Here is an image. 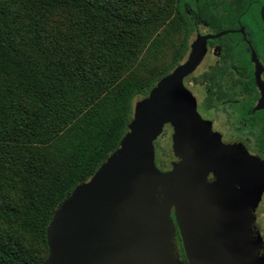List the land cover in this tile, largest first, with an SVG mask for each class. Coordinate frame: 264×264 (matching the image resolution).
I'll use <instances>...</instances> for the list:
<instances>
[{"label": "trees", "instance_id": "trees-1", "mask_svg": "<svg viewBox=\"0 0 264 264\" xmlns=\"http://www.w3.org/2000/svg\"><path fill=\"white\" fill-rule=\"evenodd\" d=\"M186 3L0 0V264L47 260L57 207L118 148L133 101L184 60ZM167 27L181 42L146 78Z\"/></svg>", "mask_w": 264, "mask_h": 264}, {"label": "water", "instance_id": "water-1", "mask_svg": "<svg viewBox=\"0 0 264 264\" xmlns=\"http://www.w3.org/2000/svg\"><path fill=\"white\" fill-rule=\"evenodd\" d=\"M203 55V43L191 42L187 58L133 101L118 148L55 210L43 264H264L254 256L250 210L264 191V168L242 152H206L219 139L184 84ZM165 125L172 162L161 170L153 142ZM172 208L186 263L176 253Z\"/></svg>", "mask_w": 264, "mask_h": 264}, {"label": "flooded vegetation", "instance_id": "flooded-vegetation-1", "mask_svg": "<svg viewBox=\"0 0 264 264\" xmlns=\"http://www.w3.org/2000/svg\"><path fill=\"white\" fill-rule=\"evenodd\" d=\"M184 8L192 23V45L199 39L204 46L186 87L196 112L219 139L206 152H242L264 168V0H188ZM171 134L165 125L153 142L161 170L172 162ZM208 170L206 181L211 184L215 171ZM250 210L254 256L264 263V191ZM170 219L176 253L186 263L174 208Z\"/></svg>", "mask_w": 264, "mask_h": 264}, {"label": "rangeland", "instance_id": "rangeland-1", "mask_svg": "<svg viewBox=\"0 0 264 264\" xmlns=\"http://www.w3.org/2000/svg\"><path fill=\"white\" fill-rule=\"evenodd\" d=\"M181 39H182L181 33H173L168 27L164 29L161 33V44L159 46V49H157V52L155 54H153L150 58H148L146 65L147 69L146 72L143 74V76L149 78L151 75H158L159 73H161V71H163V69L166 68L171 63L172 54L179 46ZM191 42H192V32L189 37V44ZM188 53H189V48L186 55L184 56V60L187 58ZM186 79L184 80L185 86L187 82ZM139 99L141 98L139 97L136 100Z\"/></svg>", "mask_w": 264, "mask_h": 264}]
</instances>
